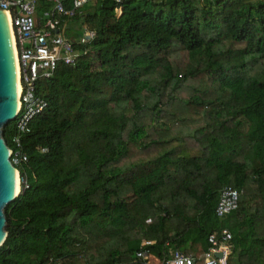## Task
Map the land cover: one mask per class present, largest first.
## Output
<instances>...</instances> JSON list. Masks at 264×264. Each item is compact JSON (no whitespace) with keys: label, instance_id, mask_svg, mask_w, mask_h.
Masks as SVG:
<instances>
[{"label":"trees","instance_id":"obj_1","mask_svg":"<svg viewBox=\"0 0 264 264\" xmlns=\"http://www.w3.org/2000/svg\"><path fill=\"white\" fill-rule=\"evenodd\" d=\"M92 6L65 31L75 66L36 82L0 264H131L144 241L162 261L223 229L227 264H264V0ZM227 187L238 207L218 218Z\"/></svg>","mask_w":264,"mask_h":264},{"label":"built area","instance_id":"obj_2","mask_svg":"<svg viewBox=\"0 0 264 264\" xmlns=\"http://www.w3.org/2000/svg\"><path fill=\"white\" fill-rule=\"evenodd\" d=\"M93 2L95 0H72L66 6V0H0V10L6 13L10 22L20 90L19 110L13 120L15 135L11 139L14 146L11 161L14 166L27 161L21 148V139L30 134L32 120L47 107L46 101L36 95V82L41 78H52L59 69L67 70L75 66L80 53L65 37V31L71 19L83 13L84 8ZM43 5L47 7L38 13ZM116 12L119 14L120 9ZM82 30L83 37L79 43L85 45L94 38V33L86 26ZM239 196L240 193L230 187L223 189L215 209L216 216L223 218L236 210ZM231 240L230 232L223 229L219 234L212 233L208 236L210 246L202 254L170 250L168 258L162 261L145 250L154 242L144 241L131 264H152L153 261L158 264H227L232 255ZM49 263L53 261L49 260Z\"/></svg>","mask_w":264,"mask_h":264},{"label":"water","instance_id":"obj_3","mask_svg":"<svg viewBox=\"0 0 264 264\" xmlns=\"http://www.w3.org/2000/svg\"><path fill=\"white\" fill-rule=\"evenodd\" d=\"M19 110L16 90L14 44L9 19L0 10V247L6 233L5 208L19 195V174L11 161V149L3 139V129Z\"/></svg>","mask_w":264,"mask_h":264},{"label":"bare ground","instance_id":"obj_4","mask_svg":"<svg viewBox=\"0 0 264 264\" xmlns=\"http://www.w3.org/2000/svg\"><path fill=\"white\" fill-rule=\"evenodd\" d=\"M13 39V38H12ZM14 59H15V67H16V90H17V93H19V83H18V68H17V62H16V53H15V50H14ZM18 187H19V180H18Z\"/></svg>","mask_w":264,"mask_h":264},{"label":"rangeland","instance_id":"obj_5","mask_svg":"<svg viewBox=\"0 0 264 264\" xmlns=\"http://www.w3.org/2000/svg\"><path fill=\"white\" fill-rule=\"evenodd\" d=\"M89 6H90V7H89ZM89 6H88V7H89V9H88L89 11L92 12L93 10H95V7H93L92 4L89 5ZM19 190H20V181H19Z\"/></svg>","mask_w":264,"mask_h":264},{"label":"crops","instance_id":"obj_6","mask_svg":"<svg viewBox=\"0 0 264 264\" xmlns=\"http://www.w3.org/2000/svg\"><path fill=\"white\" fill-rule=\"evenodd\" d=\"M152 264H158V262L156 263L155 261H153V263Z\"/></svg>","mask_w":264,"mask_h":264}]
</instances>
